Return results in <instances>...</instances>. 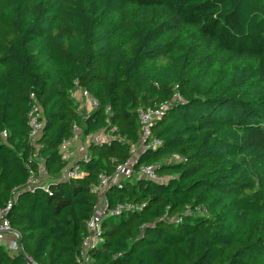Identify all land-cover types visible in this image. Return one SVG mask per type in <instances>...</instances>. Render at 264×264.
Masks as SVG:
<instances>
[{
	"label": "trees",
	"instance_id": "obj_1",
	"mask_svg": "<svg viewBox=\"0 0 264 264\" xmlns=\"http://www.w3.org/2000/svg\"><path fill=\"white\" fill-rule=\"evenodd\" d=\"M76 90L97 102L87 117ZM165 103L161 147L138 160L165 181L111 183L108 212L123 210L82 261L100 176L131 158L138 111ZM75 126L115 139L64 182ZM36 153L47 190L27 189ZM10 201L22 245L0 244V264H264V0H0V210Z\"/></svg>",
	"mask_w": 264,
	"mask_h": 264
},
{
	"label": "built area",
	"instance_id": "obj_2",
	"mask_svg": "<svg viewBox=\"0 0 264 264\" xmlns=\"http://www.w3.org/2000/svg\"><path fill=\"white\" fill-rule=\"evenodd\" d=\"M77 91L82 90H76L75 92H73L74 98H76L74 94H76ZM91 102L93 103V109L95 110L97 108V102L93 99ZM170 106L171 104L165 103L159 106H154L153 108L139 110L138 117L140 124V141L137 145H134L132 147L131 158L124 164L118 165L112 176H100L98 185L96 186V192L99 196V200L96 206L93 208L92 216L86 222V235L84 237L81 249L82 261H89V250L99 244L103 220L109 216L118 215L123 210L121 207H119L115 211L108 212V202L105 198V194L111 183L119 182L120 180L128 179L131 177H139L153 182L165 181L164 178H160L158 176L157 170L154 166L139 165L138 160L143 152L156 151L161 147V142L154 137L152 129L153 125L157 121H160L169 111ZM81 110L82 108L81 106H79L78 111L80 113ZM29 119V125L31 128L30 141L35 146L36 150L39 151L40 146L38 145V141L42 136L45 123L41 118L38 107H34L33 111L29 115ZM114 131L115 129L113 128L111 132L103 131L96 134V136H88L90 137L88 139H91L93 137V139L91 140L92 142H90L89 144V147L91 144H111L115 139L113 135ZM81 136L82 130L80 129V127L75 126L73 138L69 141H65L60 147V153L63 159L69 163L68 167L65 169L61 177V180L64 182L84 177V174L79 165V161L86 162L88 160V150L84 151L82 149H79L77 151L79 155L76 156L75 160H73L74 152L72 154L70 151L71 148L75 146L77 142H79ZM34 157L37 158L39 166L37 172H33L31 174L27 189L31 191H34L38 188L47 190L49 177L47 172L45 171L43 160L41 158H38V153H36ZM71 159L73 161H71ZM180 162H182V160L177 156H173L165 160V164L167 165H172ZM12 205L13 202L10 201L6 208L0 210V244L4 245L7 250L12 252L13 254H17L19 251H21V246L19 245L20 236L11 229L7 220V215L12 208ZM7 236H9V238L6 239ZM25 259L27 260V264H37L26 255Z\"/></svg>",
	"mask_w": 264,
	"mask_h": 264
},
{
	"label": "rangeland",
	"instance_id": "obj_3",
	"mask_svg": "<svg viewBox=\"0 0 264 264\" xmlns=\"http://www.w3.org/2000/svg\"><path fill=\"white\" fill-rule=\"evenodd\" d=\"M74 95L76 96V98H75L76 102L82 108L81 115L83 117L89 116L94 110L93 109L94 108L93 103L91 102L92 99L88 95H86V93H84L82 91H77L76 94H74ZM94 136H96V135H94ZM88 138H90V137H87L86 135L83 134L80 137L79 142H77L76 145L71 148V150H70L71 153L73 154V152H74V159L72 158L73 160H75L76 156L79 155V153H77V151L79 149H82L84 151L88 150L89 144H90V142H92L91 140L93 139V137L91 139H88ZM72 159H71V161H73Z\"/></svg>",
	"mask_w": 264,
	"mask_h": 264
},
{
	"label": "water",
	"instance_id": "obj_4",
	"mask_svg": "<svg viewBox=\"0 0 264 264\" xmlns=\"http://www.w3.org/2000/svg\"><path fill=\"white\" fill-rule=\"evenodd\" d=\"M19 245H20V246L22 245L21 240L19 241Z\"/></svg>",
	"mask_w": 264,
	"mask_h": 264
},
{
	"label": "crops",
	"instance_id": "obj_5",
	"mask_svg": "<svg viewBox=\"0 0 264 264\" xmlns=\"http://www.w3.org/2000/svg\"><path fill=\"white\" fill-rule=\"evenodd\" d=\"M9 238V236L6 237V239Z\"/></svg>",
	"mask_w": 264,
	"mask_h": 264
}]
</instances>
